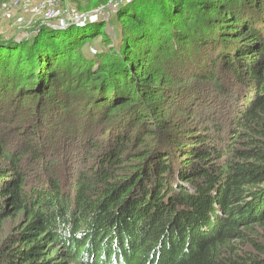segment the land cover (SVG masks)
Masks as SVG:
<instances>
[{
	"label": "trees",
	"instance_id": "trees-1",
	"mask_svg": "<svg viewBox=\"0 0 264 264\" xmlns=\"http://www.w3.org/2000/svg\"><path fill=\"white\" fill-rule=\"evenodd\" d=\"M111 17L0 42V264H264V0ZM197 105L228 112L212 135L166 126ZM54 139L83 164L68 188L44 162Z\"/></svg>",
	"mask_w": 264,
	"mask_h": 264
},
{
	"label": "rangeland",
	"instance_id": "rangeland-1",
	"mask_svg": "<svg viewBox=\"0 0 264 264\" xmlns=\"http://www.w3.org/2000/svg\"><path fill=\"white\" fill-rule=\"evenodd\" d=\"M47 0H9L5 6L0 7V42L8 43V42H16L23 43L25 40H29V38L39 32L41 26L45 24V26H51L55 29L61 24V20L65 21L66 28L70 25H82L86 26L88 22H106V24H110V19H112L115 15V7L116 4H122L127 0H110L107 7H96V3L98 0H57V3L54 4V18L53 20L46 21L45 12L41 9V4L46 2ZM129 1V0H128ZM68 12V13H67ZM73 15L71 18L68 15ZM58 19V23L54 22ZM104 20V21H100ZM43 22V23H42ZM111 23L114 24L111 20ZM62 27V26H61ZM108 33L111 35L115 34L114 25L108 27ZM115 37V36H114ZM101 46H99L100 48ZM103 47V46H102ZM101 47V48H102ZM92 54H96L97 52V44L88 47ZM211 100V98H210ZM209 100V101H210ZM230 104V100L226 99ZM186 102V101H185ZM211 102V101H210ZM204 105L197 106H188V113H183L182 111H175L172 109L169 113V116L164 118L166 126H168L172 131L177 128H188L189 124L202 123L204 127H200V129H195L193 133H200L201 137L203 133L209 132L212 135V128L215 124V119L210 120V118H214L216 115L221 117L223 115L224 118L228 117L227 113H221L219 109L215 107L209 108ZM211 116V117H210ZM223 118V119H224ZM207 119V122L205 121ZM230 122L227 120H223L224 131L227 132V124ZM96 130L98 133H95L97 137L95 140L100 141L101 143L107 142V135L102 134V132H106L107 126L102 125L98 126ZM51 128H55V123L51 126ZM200 130V131H199ZM210 130V131H208ZM226 134V133H225ZM92 137V136H91ZM221 137L225 139V135L222 134ZM48 141L50 143V137H48ZM95 142V141H94ZM55 139L52 143L53 147H49L45 152V161L46 163L54 164L55 163V173L59 175L60 179L63 181L64 187L72 186L73 182L78 178V174H80L81 169L83 170V164L81 163H73V166L70 165L68 156L65 155L62 150L58 149L55 145ZM65 144V142H64ZM67 145V143L65 144ZM71 146V145H70ZM73 147V146H71ZM63 156L65 159H63ZM94 160V158H93ZM72 162V161H71ZM93 162L92 164H94ZM38 169L35 173H38ZM10 232L9 226L5 227L1 231V237H4ZM50 243L47 244V246ZM56 248L60 247L63 253H67L65 247H62L61 244L55 245ZM69 253H67L68 255ZM72 257H64L63 261L59 264H85L82 261H74L72 262ZM87 264V263H86Z\"/></svg>",
	"mask_w": 264,
	"mask_h": 264
},
{
	"label": "built area",
	"instance_id": "built-area-1",
	"mask_svg": "<svg viewBox=\"0 0 264 264\" xmlns=\"http://www.w3.org/2000/svg\"><path fill=\"white\" fill-rule=\"evenodd\" d=\"M56 3H57V0H47L46 2H43L41 4V9H42V11L45 12V19H46V21L53 20V18H54L53 6ZM68 16L71 18L73 15H70L69 14ZM60 26H62V29L66 28V24H65V21L64 20H61Z\"/></svg>",
	"mask_w": 264,
	"mask_h": 264
},
{
	"label": "water",
	"instance_id": "water-1",
	"mask_svg": "<svg viewBox=\"0 0 264 264\" xmlns=\"http://www.w3.org/2000/svg\"><path fill=\"white\" fill-rule=\"evenodd\" d=\"M58 29H62V27H61V26H59V27H58Z\"/></svg>",
	"mask_w": 264,
	"mask_h": 264
}]
</instances>
